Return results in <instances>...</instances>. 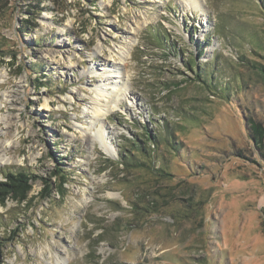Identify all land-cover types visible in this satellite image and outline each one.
Wrapping results in <instances>:
<instances>
[{
	"label": "rangeland",
	"instance_id": "rangeland-1",
	"mask_svg": "<svg viewBox=\"0 0 264 264\" xmlns=\"http://www.w3.org/2000/svg\"><path fill=\"white\" fill-rule=\"evenodd\" d=\"M198 5L0 0V179L51 183L50 198L37 180L0 204L4 264H264V0ZM113 69L125 94L90 125ZM100 126L110 153L90 135ZM144 127L154 169H123L130 138L153 149Z\"/></svg>",
	"mask_w": 264,
	"mask_h": 264
},
{
	"label": "trees",
	"instance_id": "trees-1",
	"mask_svg": "<svg viewBox=\"0 0 264 264\" xmlns=\"http://www.w3.org/2000/svg\"><path fill=\"white\" fill-rule=\"evenodd\" d=\"M163 31L161 29L155 30L153 33H151L152 37H155V34H157L158 37L161 38L160 45H166L163 37ZM200 48V54H202L203 50L202 47ZM197 63L196 65L188 63L187 68L191 71H194V77L193 79L201 81L207 88H210L214 90L215 92H218L215 84H210L209 80H215L213 79V71H209V77L207 78V72H203L200 69H197ZM34 67V66H33ZM212 75V76H211ZM205 78V79H204ZM218 81V80H217ZM214 92V93H215ZM160 129H165L163 126L160 127ZM252 135L249 131L248 134L254 141L256 138L258 139V142L260 143L262 138V129L260 125H254L252 126ZM143 138L146 142H150L153 145V149L149 148L148 150L142 147V142L138 140V138H130L129 142L132 146V151L138 154L137 158H132L128 155H124V153L121 152L120 158L116 160V163L118 165H121L123 169H130V168H137L145 164L146 161H150L147 166H149L151 169H154V155L157 153V135H151L150 131L144 127L142 130ZM172 134V133H171ZM169 142V144L175 148L177 145L175 144L173 140V135L170 136V139L167 138L166 140ZM257 143V142H256ZM155 153V154H154ZM162 172L164 171L163 168H159ZM59 171H54L50 174L55 175ZM62 172V171H60ZM158 175H160L158 173ZM2 178L0 179V204H4L6 200L11 199L12 201H15L17 203H22L27 201L28 194L32 189V185L35 181L40 180L44 184V192L41 193L42 198H50V188L51 183L49 184L46 179H44L42 176H38L32 172H28L26 170H18V171H8L5 173H2ZM64 178V177H62ZM6 238L4 236H0V264H4V252L3 249L6 245L5 242ZM10 240V239H9Z\"/></svg>",
	"mask_w": 264,
	"mask_h": 264
},
{
	"label": "bare ground",
	"instance_id": "bare-ground-1",
	"mask_svg": "<svg viewBox=\"0 0 264 264\" xmlns=\"http://www.w3.org/2000/svg\"><path fill=\"white\" fill-rule=\"evenodd\" d=\"M186 1L189 2L193 6H196L200 3V0H186ZM127 53H128V51L124 50L123 53H121V55H120L121 58H123L125 55H127ZM113 70H114L113 71L114 74L111 73L110 76L104 75L106 77V79L108 77L115 78L114 83H110V84H112L111 85L112 91L109 92L105 88L107 83L105 84L103 82L99 83L96 86V88L93 89V91H94V95L92 96L93 108L91 110L92 114H93V121L91 122L90 125H93L95 123V121L97 119H99L100 116L102 117L103 115H105L109 109L115 108V106H118L117 103H119L120 95L125 94L124 92L121 93L122 90L126 89V85H125V83H123V79L120 76L122 74H120L121 73L120 70H117V69H113ZM111 75H113V76H111ZM103 99H106L107 103H109L110 101L112 103H109V105L101 104L100 101ZM45 106H46V104H45ZM87 128H88V130H90V126H87ZM90 135L93 139H97L99 141L100 146L103 150L110 153V148L108 147L109 140H108L106 133L103 130L102 126H100L99 129H97L95 133H90ZM9 160H10L9 157H7L5 154L0 155V162L6 163ZM61 263H62V261L60 260V258H57L55 264H61Z\"/></svg>",
	"mask_w": 264,
	"mask_h": 264
}]
</instances>
